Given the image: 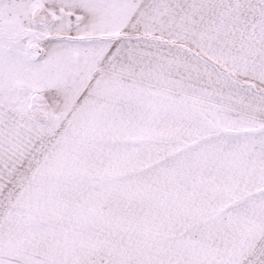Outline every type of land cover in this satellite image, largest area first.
Instances as JSON below:
<instances>
[{"label": "snow or ice", "instance_id": "snow-or-ice-1", "mask_svg": "<svg viewBox=\"0 0 264 264\" xmlns=\"http://www.w3.org/2000/svg\"><path fill=\"white\" fill-rule=\"evenodd\" d=\"M0 264H264V0H0Z\"/></svg>", "mask_w": 264, "mask_h": 264}]
</instances>
